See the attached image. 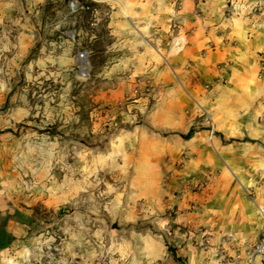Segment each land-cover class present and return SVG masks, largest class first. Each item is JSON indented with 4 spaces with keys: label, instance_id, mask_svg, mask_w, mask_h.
Segmentation results:
<instances>
[{
    "label": "crops",
    "instance_id": "0c3cea01",
    "mask_svg": "<svg viewBox=\"0 0 264 264\" xmlns=\"http://www.w3.org/2000/svg\"><path fill=\"white\" fill-rule=\"evenodd\" d=\"M56 2L63 11L51 41L44 6L0 0V104L8 99L16 62L32 50L38 48V58L29 65L75 66L78 29L62 26L77 17L67 2ZM258 2L259 11H253ZM92 6L108 8L94 9L114 40L108 51L116 58L108 69L126 76L124 86L151 88L141 123L122 135L123 164L133 168L129 197L153 204L162 200L161 209L177 205L174 215L156 223L188 262L246 264L248 248L264 237V110L249 89L257 57L264 54V1L96 0ZM175 38L184 39L181 45L177 39V52ZM228 59L230 84L223 85L217 66ZM134 101L142 109L146 100ZM206 112L212 130L202 120ZM183 155L185 174L208 182L202 191L176 199L170 183L181 179L173 177L166 185L163 178ZM192 203L201 211L191 210ZM188 229L199 232L196 239Z\"/></svg>",
    "mask_w": 264,
    "mask_h": 264
},
{
    "label": "rangeland",
    "instance_id": "374dc122",
    "mask_svg": "<svg viewBox=\"0 0 264 264\" xmlns=\"http://www.w3.org/2000/svg\"><path fill=\"white\" fill-rule=\"evenodd\" d=\"M15 1L24 8H46L45 32L54 41L63 11L57 0ZM63 1L68 5L71 0ZM78 2L90 10L73 13L76 20L67 19L62 26L64 31L78 29L75 66L29 65L38 58V48L32 50L16 62L8 99L0 104V224L14 236L0 249V264H202L181 256L177 263L167 249L171 235L156 222L174 215L177 205L161 209L162 200L153 204L129 197L133 168L123 164L122 135L141 123L151 88L124 86L126 76L108 69L116 58L108 51L114 40L104 18L94 16V9L108 8L92 6L96 0ZM258 8L259 2L253 11ZM177 39L184 42L175 38L174 52L179 50ZM82 51L88 59L84 73L78 61ZM232 63L228 59L217 66L223 85L230 84ZM252 87L264 110V54L257 57ZM140 98L146 101L137 109L134 100ZM202 118L212 130L211 115L206 112ZM187 160L184 155L175 160L163 178L166 185L173 177L181 179L170 183L176 199L207 187L208 181L185 174ZM192 206L201 211L198 204ZM188 231L193 239L199 235Z\"/></svg>",
    "mask_w": 264,
    "mask_h": 264
},
{
    "label": "built area",
    "instance_id": "2783aa9c",
    "mask_svg": "<svg viewBox=\"0 0 264 264\" xmlns=\"http://www.w3.org/2000/svg\"><path fill=\"white\" fill-rule=\"evenodd\" d=\"M68 8L71 13L87 12L90 10L88 4L79 3L78 0H71L68 3ZM79 68L84 73L87 69L88 59L87 52L78 53ZM246 264H264V238L260 239L246 252Z\"/></svg>",
    "mask_w": 264,
    "mask_h": 264
},
{
    "label": "trees",
    "instance_id": "16d2710c",
    "mask_svg": "<svg viewBox=\"0 0 264 264\" xmlns=\"http://www.w3.org/2000/svg\"><path fill=\"white\" fill-rule=\"evenodd\" d=\"M190 133H191V131H190ZM190 133L188 135H186V137H188L190 135ZM13 240H14V236L6 231L3 223L0 224V249L7 248L12 243ZM167 249L170 252V254L172 255V258L177 263H181L182 258L175 253L174 247L167 245Z\"/></svg>",
    "mask_w": 264,
    "mask_h": 264
}]
</instances>
